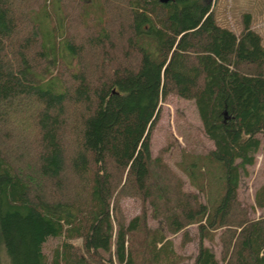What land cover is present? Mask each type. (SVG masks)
I'll use <instances>...</instances> for the list:
<instances>
[{"label": "trees", "instance_id": "trees-1", "mask_svg": "<svg viewBox=\"0 0 264 264\" xmlns=\"http://www.w3.org/2000/svg\"><path fill=\"white\" fill-rule=\"evenodd\" d=\"M212 3L0 0V122L28 121L15 146L49 190L32 192L0 150V264H175L165 233L180 234V251L196 238L189 264H264V184L253 206L237 196L264 139V44L249 13L234 33ZM84 51L90 61L77 63ZM168 96L193 101L212 144L206 161L219 174L208 206L182 188L163 149L149 154ZM56 123L75 171L69 201L55 195ZM48 238L60 241L47 258Z\"/></svg>", "mask_w": 264, "mask_h": 264}, {"label": "rangeland", "instance_id": "rangeland-1", "mask_svg": "<svg viewBox=\"0 0 264 264\" xmlns=\"http://www.w3.org/2000/svg\"><path fill=\"white\" fill-rule=\"evenodd\" d=\"M212 11L216 22L223 27L238 33L241 29V15L249 13V24L261 37L264 44V0H212ZM111 48L103 51H110ZM91 52L84 51L77 63L90 61ZM92 57V56H91ZM93 60V57H92ZM134 62L135 60L132 59ZM132 63V61H129ZM29 128V123L19 116H9L7 121L0 122V150L3 156L12 164L14 171L29 182L32 192L48 198L49 190L46 180L38 171L33 160L23 156L15 146V140L20 130ZM58 144V152L62 159V170L55 182V195L65 201L71 200V181L75 175L72 165L71 152L65 138L64 130L54 124L52 126ZM260 145L254 156V164L248 168L247 176H241L237 186V196L246 206L254 205V193L264 184V139L261 135ZM149 154L155 156L163 149L161 156L167 166L175 172L183 182L185 191L196 193L199 200L208 206V201L217 191L218 173L213 179L215 164L206 161L208 151L212 149L211 142L204 135L194 103L191 99L168 96L159 103L158 113L149 135ZM212 166V167H211ZM218 171V170H217ZM211 179V180H210ZM128 213L137 211L135 204L128 203ZM260 211L249 209L252 217H257ZM264 214V210L261 211ZM151 225V221H150ZM154 225V224H153ZM195 235V225L186 228ZM166 237L172 241L173 249L181 256L175 264H189L196 252V238L183 251L178 250L179 233ZM60 241L58 238H48L42 246L46 257L52 248ZM215 256H218V243L214 239L203 240ZM181 258L183 260L181 261ZM183 262V263H181Z\"/></svg>", "mask_w": 264, "mask_h": 264}, {"label": "water", "instance_id": "water-1", "mask_svg": "<svg viewBox=\"0 0 264 264\" xmlns=\"http://www.w3.org/2000/svg\"><path fill=\"white\" fill-rule=\"evenodd\" d=\"M160 3H166V2H168V1H170V0H158ZM223 114H225V113H223Z\"/></svg>", "mask_w": 264, "mask_h": 264}]
</instances>
